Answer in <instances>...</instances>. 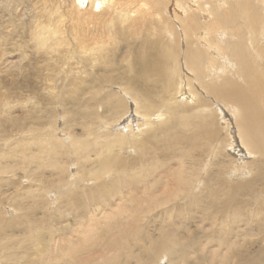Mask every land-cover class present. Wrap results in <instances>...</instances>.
I'll return each instance as SVG.
<instances>
[{
    "label": "rangeland",
    "instance_id": "rangeland-1",
    "mask_svg": "<svg viewBox=\"0 0 264 264\" xmlns=\"http://www.w3.org/2000/svg\"><path fill=\"white\" fill-rule=\"evenodd\" d=\"M202 1L204 2L205 0ZM242 1H244V4L247 2L246 4H248V9L251 7L250 4L255 5V9L264 8V3H262V6L258 7L256 3L257 0H249L246 2L245 0H241L239 7L244 5ZM138 2V0H130L129 8L126 11V20L121 22L111 8H107L97 14H93L90 10L83 11L80 10V8H76L73 0H0L1 223L4 218L10 220V218L20 214V211L16 210L11 204L25 198L26 193L29 195L30 192L34 190V192L41 195V199H39L40 201L44 202V198L47 199V203H44L45 206L43 207V210L56 211L61 218V221H59L54 228L53 220L49 217V221L52 225H50V227L52 228H50V231L48 232V230H46L47 228L44 227L45 230L43 231L47 233V237L44 239V241H46L45 243L48 242L47 244L51 245V241L54 240L56 242V240H58L55 235L54 237H50V232H56L60 238L57 231L58 228L56 227H65V232H67V230L69 231L65 233V236L66 238L70 237L67 238L70 242L76 240L75 236L79 233L82 238H85L86 236L91 239L95 238L99 230V226L88 225V220L104 221L103 217L111 210H116V204L120 202L121 198H125V191L123 190L121 193H117L113 196V200L115 202L110 208L104 209V206L108 203L107 199L95 206L89 205L88 202L83 201L81 205L87 206L86 209L76 205L75 212L80 211L76 217V222H74L73 215L70 211L71 206L68 202H60V198L69 195L72 192L87 189L90 186V183L94 181L92 178H85L82 176V174L78 171V164L86 165L88 163L90 164L89 168L93 169L96 166L98 158L102 155V152L101 150L98 151L94 148L93 151H90L87 155L83 156L80 152L79 145L87 146V141L96 142L98 140H103L104 138H113V135H119L117 128H120L127 122V120H124L123 122L121 121L119 125L116 124L118 119L126 111L125 100L122 101L123 104L112 116H110L109 109L104 101H99L98 103L96 101L99 100V97H105L109 93L115 94L122 100L120 95H118L119 91L115 86L121 87L123 91L127 92V95H130L129 91L125 89V86L126 77L131 72L127 68L125 59L129 57L130 54H133L134 56L137 52L136 50H140L142 52L152 50L151 46L153 43H156L155 51L157 55L159 52L163 51L164 48H167V46H171L174 42H178L179 37L175 30V25L177 26L178 24L175 17L178 16V12L180 10L187 11V13L193 11L192 13L194 14H192L191 18L196 20L198 19L202 25L201 31L195 30L191 32L189 29L185 30L187 31V34L193 38L195 44L197 42V38L202 32L207 33L205 22L214 18V10L224 12L233 7L235 12H237L236 10L238 8V5L235 7L232 4L233 0H207L203 3V5H201L202 3L200 2H198L200 5H198L197 2L193 3L194 5H190V0H156V2L154 1L156 3V8L153 9V7H151L153 4L146 0L145 5L148 9L144 7L145 9L143 8L144 10L139 13V16L132 17L129 15V11L136 10L134 6ZM177 3H179V6ZM149 10L150 12H148ZM209 11L210 14L208 13ZM255 11L256 10H254V12ZM154 13H157L156 18H154ZM263 13L261 14L263 19L261 21L259 20L260 24H257L258 30H256L255 35L248 27L250 20L246 17V13L245 17L244 15H240L238 13V15L233 18V23H238L242 26V33H244V35L239 39V41L243 44L246 58L248 61L253 63V67L255 68H264V52L262 53L261 58H255V51L258 52L259 48L261 49V47L264 46V39H262V37H264V31H262L264 30ZM142 21H149L151 24H149V26H141L140 22ZM179 23L182 26L184 25L182 20H179ZM136 24H139V27H137ZM45 28H54V30L57 31L55 37L49 40V44L56 47V51L54 52H50L48 47L42 49L40 45L37 44L35 37L32 36V33H34L33 31L39 32ZM57 28L61 31L60 34ZM82 28L84 29L83 34L87 39V42L84 44L79 42V35L82 34L80 30ZM135 29H137V36H133ZM220 34L222 33L212 32L210 37L215 45L220 47V53L222 56L225 54L230 58V63H226V65H224L223 63L215 60L213 67L219 70L214 71V74L208 77L207 71L209 67L207 66L210 65V62L208 60L204 61L202 65L205 69L202 70L200 67V74H204L205 70L207 71L205 72L204 78L201 80V84L194 82L193 80V86L190 90V96L193 94V98H185V93H183L188 90L185 86L186 84L184 79L187 77L194 78V73H192L193 71H189L187 74V72H184V68L181 67V63L179 65V59L182 56V51L179 52L178 47L173 49V60L167 62L171 66V70L173 72V83H168L165 80L162 81L163 83H161V81L156 83V88L157 86L159 87L156 89V92H154L156 98L161 97L159 94H162V92H159L158 90L161 88H168L167 90L165 89L166 92H168L167 97L170 95L174 101H177V103L180 104L176 108L178 109V112L182 110V113L178 114L177 119L180 118L178 120L182 125L185 124H183V119H186L184 120V122H187L186 126L189 123L188 121L191 120V127L197 125L207 126L209 124L210 113L207 112H210V105L208 106L207 104H211L213 106L214 104L212 100L210 101L206 98H198L200 97V87H206L207 89L214 91L224 82L222 80L223 78H225L224 80H226V78L235 80L238 79V84L242 81H246L244 80L245 78L243 75L245 71L242 69L241 65L243 57H240L239 59L236 51L234 50V41H230ZM58 35L64 39L61 44ZM219 35L221 38L218 37ZM110 44L115 45L109 47ZM180 45H182V39L180 40ZM109 52L111 53L110 59L108 60L107 55ZM208 55L210 56V54ZM234 64H236L235 66L238 68L237 74L240 75H236V69L228 68V65L230 67ZM255 71H258V69L252 70V72ZM186 74L187 76L184 77ZM93 76H96L97 78H92ZM105 77H108V79L105 80ZM154 77L151 75L150 78ZM74 79H77V82H74ZM98 79L99 82L95 83ZM243 82L241 85L244 84ZM197 86H199V88ZM254 86L252 85V87ZM77 87L79 90H76ZM250 88L251 87H246V90H244L245 94L242 92L241 97L243 95V98L247 97V101H256L253 97L252 89L251 91L249 90ZM248 90L250 91L249 93ZM73 92H76L75 97L71 96ZM237 92H239V89ZM211 96L213 98L209 97L210 99L214 100V98H216V100L220 103H225L213 92L211 93ZM248 96L251 100H249L250 98ZM168 105L172 106L170 104H163L157 108L160 109V112L164 109L163 117H166V120L170 117L169 114L165 112V107ZM206 108H209V111ZM102 109L103 111L101 112ZM179 115H182L184 118H181ZM185 116H187V118ZM128 117L129 116H127V118ZM218 119L220 120L219 125L222 126L221 138H218V140L214 143L215 149L213 147L212 150L219 151L221 156L224 158V160H222L220 157V163H223L225 167L223 168L225 170L222 177L225 180L226 185L227 183L229 185H245V182L252 178L251 175H260L261 173L260 177L262 178H259V180H251L255 184L252 185L251 190L253 194H264L263 155L255 152L254 157H250L252 162L248 161L247 165L246 162L239 161L237 157L232 154L235 150L233 145L230 144L232 141L230 140L232 139L231 136H226L228 135L229 129L222 124V116H219ZM257 119L258 118H256V120ZM140 124H144L142 128L146 129L152 125H157L154 122H145V120L140 121ZM146 129H143L142 132H136V136L142 135ZM233 131L234 129H232V132ZM187 133L188 132H184L183 134L187 135ZM222 137H224V140ZM226 138L230 139L225 141ZM76 145L78 146L76 147ZM158 145L160 147L163 144L162 142H158ZM262 146L263 145H261V147ZM127 147L128 146L122 143H117L112 150L122 157H136L135 155L137 151L133 147L132 149L134 151H129ZM180 147L182 149L188 148L187 145H180ZM136 149L139 151L137 147ZM195 149L210 151L204 147H196ZM149 151L153 154V152H156V148ZM104 154H107V152H104ZM203 159L204 161L198 158V164L194 166L198 174H200V172L203 173V169H205L206 172L210 167V159L208 156H204ZM254 159L262 161H253ZM157 160L163 164L160 165ZM152 161L155 162V160ZM148 162V160L144 161V163L147 164L145 165L146 170L138 174L136 173V169H132L127 172L129 176L135 177L140 175L144 178L143 182L139 185L144 192H140L139 195L146 200L153 197L149 194V188H156V182H154L150 176L153 174L152 168L154 164ZM184 162L186 165L192 164L194 162V157L191 156V159L186 158ZM259 162L263 168L261 166H257L260 165ZM176 164V159L162 160L160 157H156V176L160 172V174H162V170L160 168L161 166L162 168L166 167L170 169ZM253 164H255L256 167ZM158 165H160V167H158ZM233 166H239V172L235 171V169L232 170ZM111 176L113 175H107L105 176V179H108ZM196 183L198 184V182L194 181L192 185L194 186ZM229 185H227V187ZM256 186L258 189H256ZM227 187L223 188L227 189ZM260 187H262V190ZM259 195V198L257 195H255V197L250 195L249 198L250 200L251 198H256L255 200H263L264 197ZM245 197V195H241L239 198L241 200H245ZM247 198L248 197H246V199ZM230 199L234 201L233 195ZM154 200L152 201L153 204ZM142 203L145 202L143 201ZM247 203L242 209V212L246 214V208H250V211L247 209V214L249 213L250 215L251 212V215L247 216L246 214L248 218L250 217L249 219L243 215L244 220L241 219L236 224H229L228 221L232 220L229 213L225 214L222 218L226 224H229L227 229L232 230L231 234L219 237L216 234L212 237L198 235V237L202 240L201 245L204 243L205 247L201 249V246L200 251L196 250L192 252V262L198 254L208 256L213 250L216 252L225 251L226 245H222L220 249L217 248V244H219L223 239H228L233 242L232 249H237L238 246L239 250L245 248L244 245H239V243L253 244L255 245V249L259 246H263L264 203L261 204L258 201L257 204L251 200L250 205L253 204V208H251V206ZM28 204H31V202ZM259 206L260 208H258ZM145 215L148 219L150 217H156V209ZM195 215L199 216V214ZM156 220L158 219L156 218ZM205 223H207L206 220L200 221V219L197 218L193 227L201 224L205 225ZM258 223L261 225H257ZM151 224L152 223L150 222L149 229H147L149 232L154 231L152 229L153 225ZM43 225H45V223ZM81 226L87 229L86 232L83 230L86 233L85 235L83 234L84 232L82 231V228H80ZM72 229L75 233L72 232ZM3 230L4 232L0 235V244L7 238H11L15 241V239L23 238L22 236H24L19 232L11 234L12 232L9 229ZM76 231L79 233H76ZM153 233H155V231ZM58 242L61 243L59 240L56 243ZM139 243L141 244L142 242L140 241ZM20 246L21 245L18 244L16 248H20ZM96 248L99 249L95 250ZM91 249L95 251L94 254L96 253L99 260L106 257V255H112L110 251L104 249L101 245H96V247L93 246ZM20 251L16 250L15 252V248L12 249L13 254L19 253ZM138 251L140 250H133L132 252L135 254ZM34 255L35 253L25 255V252H21V256L19 255L20 257H18V262H13L9 258L2 257L0 258V264H19L27 258L32 259ZM36 257L38 256H35L34 258ZM231 262H233V260L225 262V264H230ZM155 263L158 264V261H155ZM170 263L171 260L169 263L166 261V264ZM212 263L217 264L215 262ZM200 264H207V261Z\"/></svg>",
    "mask_w": 264,
    "mask_h": 264
},
{
    "label": "bare ground",
    "instance_id": "bare-ground-1",
    "mask_svg": "<svg viewBox=\"0 0 264 264\" xmlns=\"http://www.w3.org/2000/svg\"><path fill=\"white\" fill-rule=\"evenodd\" d=\"M138 1L139 2L134 6L136 10L129 11V15L132 17L139 16V13L146 8V0ZM148 1L153 4L151 7L155 9L156 0ZM206 1L207 0L204 2L202 0H190V5H194L193 3L195 2H197L198 5H200L198 2L203 5ZM240 1L241 0H233L232 2L235 7L238 5L237 12H235L233 7L224 12L214 10V18L205 22L207 33L202 32L197 38L195 44L193 38L190 37L185 30L189 29L191 32L195 30L201 31L202 25L198 19L191 18L192 14H194L192 13L193 11L187 13V11L180 10L178 16H174L175 19H177L176 22L178 25L176 26L171 22L175 25V30L179 37L178 42H174L171 46H167V48H164L163 51L159 52L157 55L155 51L156 43H153L151 46L152 50L148 52L136 50L137 52L134 56L133 54H130L129 57L125 59L127 68L132 73H129L126 77L125 89L129 91L131 96L129 94L127 95V92L123 91L121 87L115 86L119 91L118 95H120L122 100L115 94L109 93L105 97H99V100L96 101L97 103L99 101H104L109 109L110 116H112L123 104L122 101L125 100L126 111L118 119L116 124L119 125L120 122H123L124 120H127V122L120 128H117L119 135H113V138H104L103 140H98L96 142L87 141V146L79 145L80 152L83 156L87 155L90 151H93L94 148L98 151L101 150L102 152V155L98 158L96 166L93 169L89 168L90 164L88 163L86 165L84 164L85 166L83 164H78V171L82 176L85 178H92L94 181L90 183V186L87 189L72 192L71 194L60 198V202H68L71 206L70 211L73 215L74 222H76V217L80 212H75L76 205L86 209L87 206L81 205L83 201L88 202L89 205L95 206L107 199L108 203H106L104 209L110 208L115 202L113 196L117 193H121L123 190L125 191V198H121L120 202L116 204V210H111L103 217V224L102 221L88 220V225L99 226L96 237L93 239L87 236L82 238L80 236L81 234L76 231V233L78 232L80 235L78 234L75 236V242H70L67 239L70 237L66 238L65 236V233L69 231L67 230V232H65V227H56L58 228L57 231L60 238L56 232H50V237H54V235L57 236L56 239L58 238L61 243H56L58 241L56 239V242L54 240L51 241V245H48V242L45 243L46 241H44V239L47 237V233L43 231L45 230L44 227L47 228L46 230H48V232L50 231V228H52L50 227L51 222L49 221V217L53 220L54 228L55 225L61 221V218L56 211L43 210V207L45 206L44 203H47V199L44 198L46 202L45 200L44 202L40 201L39 199H41V195L33 190L29 195H27V193L25 194L26 196L23 198L24 200L21 199L11 204L16 210L20 211V214L10 218V220L4 218L3 222H0V235L4 232L3 229H9L12 232L11 234L19 232L24 235L22 236L23 238L15 239L16 242L11 238H7L1 243L0 258H9L13 262H18V257L21 256V252H25V255L35 253L34 257H38H33L32 259L27 258L19 264H154L155 261H158V264H166V261L169 263L170 260V264H200L206 261L207 264H213L212 262L225 264V262L232 260L233 262L230 264H264V244L255 249V245L253 244L239 243V245L245 246V248L239 250V246L237 249H232L233 242L228 239H223L217 244L218 249H220L222 245H226V249L223 252H216L213 250L208 256L198 254L193 262L191 257L193 251H200L205 247L204 243L201 245L202 240L198 235L212 237L216 234L219 237L231 234L232 230L227 229V227L229 224H236L241 219L244 220L243 215L246 216L248 208H246V214L242 212V209L246 206L247 202L248 205L251 204V200H253L254 203H257L258 201L261 204L264 203V199L255 200L256 198H251L250 200L249 198L250 195L252 197H255V195L258 197L259 195V193H252L251 187L255 184L251 180H259V178H262L260 177L261 173L260 175H251L252 178L250 177L251 179L245 182V185H229L227 183V185H229L228 188L222 177L225 170L223 168L225 167L223 163H220V157L222 160H224V158L219 151L212 150L213 147L215 149L214 143L218 138H221L222 126L219 125L220 120L218 117L222 116V124L229 129L228 135L226 136H231L232 138L225 139V141L227 139L232 140L230 144L233 145L235 150L232 154L236 156L239 161L246 162V165L248 161L252 162L250 157H254L255 152L262 154V158H264V68H255L253 67V63L248 61L245 56L246 54L243 44L239 41L244 35V33H242V26L238 23H233V18L237 16L238 13L244 15V17L246 13V17L250 20L248 27L255 35L256 30H258L257 24L259 23V20L261 21L263 19L261 14L263 13L264 8L255 9L256 6L250 4L251 7L249 6L250 9H248L246 1L249 0H245V4L243 3L244 1H242L244 5L239 7ZM73 2L76 5V8H80V10L83 11L90 10L93 14L111 8L121 22L126 20V11L130 5V0H73ZM256 3L258 7L262 6L264 0H257ZM177 5L179 6V3H177ZM254 10L256 11L254 12ZM148 12H150V10ZM208 13L210 14V11ZM156 14L157 13H154V18H156ZM179 20L184 22L183 26L179 23ZM149 24H151L149 21L140 22L141 26H149ZM136 26L139 27V24H136ZM57 30L60 34L61 31L58 28ZM83 31L84 29L82 28L80 30L82 34L79 35V42L82 44L87 42ZM33 32L32 36L35 37L37 44H39L42 49L48 47L50 52L56 51V47L49 44V40L54 38L57 34V31L54 30V28H45L39 32ZM212 32L222 33L220 35L226 37L230 41H234V50L239 59L240 57H243L241 65L242 69L245 71L243 75L245 78L244 80L246 81H242L244 84L241 85L242 82L238 84V79L226 78V80H224L225 78H221L224 82L216 89L214 88V91H211L206 87L199 88V86H197L201 89L199 90L200 97L198 98L212 100L214 104V106L207 104L208 106L210 105V112H207L210 113L209 124L207 126L197 125L191 127V120L188 121L189 123L186 126L187 122H184L186 119H183V124H185L182 125L178 120L180 118L177 119L178 114L182 113V110L178 112V109L176 108L180 104L177 103V101H174L170 95L167 97L168 92H166V90L168 88H161L158 90L159 92H162V94H159L161 97L156 98L154 92L159 88L158 86L156 88V83L160 81L163 83L162 81L164 80L168 83H173V72L171 66L167 62L173 60V49L178 47L179 52L182 51L179 65L181 63V67L184 68V72H187V74L189 71H193L192 73H194V78L187 77L184 79L185 86L188 90L183 93H185V98H193V94L190 96L193 80L194 82L201 84V80L204 78L205 72L207 71L205 70L204 74H200V69H205L202 65L204 61L208 60L210 62V65L207 66L209 67L207 71L208 77L213 75L214 71L219 70L213 67L215 60L224 65L230 63V58L225 54L222 56L220 53V47L215 45L212 41L210 37ZM220 35L218 37L221 38ZM133 36H137V29L134 30ZM58 38L61 44L64 39L59 35ZM181 39L182 45H180ZM262 39H264V37H262ZM114 45L115 44H110L109 47ZM263 52L264 46H262L261 49L259 48L258 52L255 51V58H261ZM110 53L111 52L107 55L108 60L110 59ZM208 54H210V56ZM235 65L236 64L230 67L228 65V68L236 69V75H240L237 74L238 68ZM255 69H258V71L252 72V70ZM187 74L184 75V77L187 76ZM151 75L153 77L156 76L157 79L156 77L150 78ZM92 78L97 77L93 76ZM107 79L108 77H105V80ZM73 81L77 82V79H74ZM98 82L99 79L96 80L95 83ZM256 84L260 85L257 86ZM252 85L256 86L252 87ZM246 87H251L249 90L251 91L252 89L253 93H251L256 101H252L249 94L250 97H248L251 101H247V97L243 98V95L241 97V94L246 90ZM238 89L239 92H237ZM76 90H79V88L77 87ZM249 90L248 93L250 92ZM212 92L218 95V98L222 99L225 103H220L216 98H214V100L210 99L213 98L211 96ZM243 94H245V92ZM75 95L76 92L71 94L72 97H75ZM163 104L172 105L165 107V112L170 116L167 120L166 117H163L164 109H162L161 112L159 111L160 109H157ZM209 108L206 109L209 111ZM102 111L103 109L101 112ZM127 116L129 117L127 118ZM179 116L184 118L182 115ZM185 117L187 118V116ZM256 118L258 119L256 120ZM144 120L145 122H154L157 125H152L147 129L142 128L144 124H140V121ZM143 129H146L143 134L136 136V132H142ZM232 129H234L233 132ZM184 132H188L187 135H184ZM223 138L224 137H222V139ZM158 142H162L163 145L159 147ZM117 143H122L128 146V150L132 152L134 151L132 149L133 147L137 151L135 155L136 157L129 158L118 155L112 150ZM180 145H187L188 148L185 149L186 147L184 146L185 148L182 149ZM261 145L263 146L261 147ZM77 146L78 145H76V147ZM196 147H204L210 151L195 149ZM155 148L156 152H153L152 154L149 150ZM104 152H107V154H104ZM191 156L194 157V162L186 165L184 160L186 158L191 159ZM204 156H208L210 159V167L206 172L205 169H203L205 173L200 172V174H198L194 166L198 164V158L204 161ZM156 157H160L162 160L176 159L177 164L170 169L166 167L162 168L160 165L163 163H160V160L158 159L159 161H157L160 164L158 167L161 168L162 174H160V172L156 176ZM255 159L253 161H262ZM146 160L154 164L152 168L153 174L150 176L152 180L156 182L155 189L149 188V194L153 197L148 200L139 195L140 192H144L139 186L144 178L140 175L132 177L127 174V172L132 169H136L137 174L146 170L145 165L147 164L144 163ZM152 160H155V162ZM253 165L255 166V164ZM257 166H261V164ZM238 167L233 166L232 170L235 169V171L239 172ZM261 167L263 168V166ZM110 174L113 176L105 179V176H109ZM194 181L198 182V184L196 183L193 186L192 184ZM223 187H227V189ZM261 188L262 187H260V189ZM256 189H258L257 186ZM254 191L256 192V190ZM232 195L235 202L230 199ZM241 195H245L249 200L248 198L246 199V197L245 200H241L239 198ZM259 196L264 197V194ZM153 200L154 204L152 202ZM143 201L145 203H142ZM29 202H31V204H28ZM252 205H250L251 208H253ZM258 208H260V206ZM154 209H156V217H150L148 219L145 214L150 213ZM249 209L248 211H250ZM227 213L231 215L232 219L228 221L229 224H226L222 220ZM195 214H199V216H196ZM248 215L249 213L247 216ZM247 216L246 218H248ZM156 218L160 220L158 221ZM197 218H199L200 221L206 220L207 223H205V225L201 224L193 227ZM150 222L152 223L151 225H153L152 229L155 233H153L154 231L149 232V230H147L149 229ZM44 223L45 225H43ZM257 225L261 224L258 223ZM80 228H82V231H87L83 226ZM72 232H74L73 229ZM85 232L83 233L84 235L86 234ZM140 241L142 242L141 244L139 243ZM18 244L21 245L20 248H16ZM96 245H101L104 249L110 251L112 255H106V257L99 260L96 253L94 254L95 251L91 249L93 246L96 247ZM13 248H15V252L16 250H21L19 253H16L18 255L12 253ZM98 249L99 248H96L95 250ZM131 250L140 251L134 254Z\"/></svg>",
    "mask_w": 264,
    "mask_h": 264
}]
</instances>
